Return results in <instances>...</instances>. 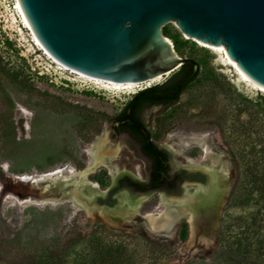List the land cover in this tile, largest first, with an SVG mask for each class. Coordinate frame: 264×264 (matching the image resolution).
Returning a JSON list of instances; mask_svg holds the SVG:
<instances>
[{
  "label": "rangeland",
  "instance_id": "rangeland-1",
  "mask_svg": "<svg viewBox=\"0 0 264 264\" xmlns=\"http://www.w3.org/2000/svg\"><path fill=\"white\" fill-rule=\"evenodd\" d=\"M15 7L13 0H0V264H21L25 255L47 248H68L71 257L81 239L94 235L131 243V249L147 246L145 264H237L238 242L264 253V93L239 80L221 53L182 34L188 42L179 56L203 58L206 67L178 102L144 115L153 118L148 125L155 144L171 150V173L196 163L206 166L205 149L227 171L215 235L204 242L201 227L192 234L183 221L162 230V193L142 197L137 212L128 219L124 213L120 223L104 220L94 209L88 214L71 201L43 202L44 183L35 185V178L56 170L84 171L98 139L108 143L101 154L115 157L87 182L101 192L138 194L120 178L140 175L146 181L148 164L133 141L115 133L112 119L134 94L164 81L133 93L75 81L56 71L34 45ZM165 28L179 32L175 25ZM166 196L172 202L183 199ZM250 254L243 262L251 261Z\"/></svg>",
  "mask_w": 264,
  "mask_h": 264
},
{
  "label": "water",
  "instance_id": "water-1",
  "mask_svg": "<svg viewBox=\"0 0 264 264\" xmlns=\"http://www.w3.org/2000/svg\"><path fill=\"white\" fill-rule=\"evenodd\" d=\"M13 2L53 68L75 81L118 86L159 82L165 81L181 65L190 64L192 72L179 82L175 90L156 93L163 96L177 94L181 86L198 73L199 65L176 53L173 44L162 32L168 24L175 25L186 39L194 40L200 46L222 50L252 83L264 88V0ZM145 93L143 90L140 95ZM138 97L125 110L126 121L136 128L138 126L130 117V107ZM140 132L147 137L148 143L146 129L140 128ZM99 146L105 149L108 143L103 142ZM100 165H88L82 171L83 177L87 179ZM186 168L199 175L200 184L192 187L198 186L200 196L207 197L208 171L200 166ZM57 182V188L61 189L55 195L83 209L88 207L111 212L118 207L135 206V210L126 209L127 219L137 212L138 200L148 196L145 194L135 199L137 195L127 194V202L124 203L126 194L114 195L111 189L101 192L98 187L84 183L83 186L78 184L77 188L82 187L79 192L73 184L63 187L58 179ZM185 188L179 191L182 196L188 195L191 204L196 197L189 192L194 188L188 187V191ZM88 194L92 196L88 197ZM71 195L76 199L74 202ZM221 205L215 210L214 235L218 229ZM203 212L194 211L193 219L197 221L205 215ZM110 218L120 223L116 217Z\"/></svg>",
  "mask_w": 264,
  "mask_h": 264
},
{
  "label": "bare ground",
  "instance_id": "bare-ground-1",
  "mask_svg": "<svg viewBox=\"0 0 264 264\" xmlns=\"http://www.w3.org/2000/svg\"><path fill=\"white\" fill-rule=\"evenodd\" d=\"M18 13V16L22 22V26H24L29 32L30 35L32 37V41L34 43V45L36 47H38V49H40L41 51L42 48L39 45L38 41L36 40L35 36L33 35L32 31L30 30L29 26L27 25L26 21L24 20V18L22 17L21 13L19 12L18 8L15 7ZM207 49L216 51L218 53L222 54L223 60L226 63V65H228L229 67H231L234 72L236 73V75L239 77V80L245 82L249 87H251L252 89L258 91V92H262L264 93V88H262L261 86L252 83L231 61L230 59L222 52V50L219 49H214V48H209V47H205ZM44 53V51H43ZM45 55V53H44ZM152 83L154 82H149V83H139V84H129V85H108V84H99V83H93V84H97L99 86H101L104 89H110V90H127L131 93H133L135 90H138L140 88H142L143 86H150ZM104 141H102V139H98L96 141V143L93 144V146H91L90 149V165H95L97 164H101V165H105V163L107 162H111L114 157L115 154H110L107 156H104L102 153V151H104L105 149H101L99 144H103ZM99 143V144H98ZM205 149V148H204ZM205 161L207 163L206 166H201L200 163L196 165H192L189 167H193V166H200L203 167L206 171H208V189H207V193L208 196L207 197H202L200 196V188L198 187L197 189H195V192L193 190H191L189 192V194H193L196 198L194 199V201L190 204V199L187 196H182L181 201L178 202H172V200L167 197H165L164 194H161V201H162V205L166 208L164 215V219L161 223V229L162 230H166L168 226H172L174 224H177L179 222H185L189 225V227L191 228V233H195L196 232V227L199 225L201 227V233H202V237H205V239L203 240L204 242L207 240L209 241V238H211L212 233H213V226H214V222L215 219L217 217V214L215 212L216 207L221 205L223 203V197L226 194L227 191V171H225L224 167L218 164L216 162L211 161L210 156L208 154L207 149H205ZM211 172V173H210ZM113 175V174H112ZM84 174L82 172H69L68 170H56L54 172H51L49 174L46 175H42L39 177H36L34 180V184H38V183H44V187L42 188V201L45 203H58L62 200V198L59 195H55V190L58 192L59 189L61 188H57V183H55V181H53V179H55L57 181V179L62 183L61 185L63 187L65 186H69V185H74L76 188L78 186V184H81L80 186H83L84 183H88L90 186L92 187H97L95 184H93L92 182L88 181L87 179H85V177H83ZM212 177V178H211ZM83 178V179H82ZM80 182V183H79ZM48 183V185H46ZM56 184L55 187H51L49 186L50 184ZM82 187L77 188V191H81ZM189 189H185V191H188ZM194 192V193H193ZM57 194V193H56ZM71 194V193H70ZM63 195V194H62ZM73 195V194H72ZM71 195V200L72 202H74V200H76L73 196ZM63 197V196H62ZM127 197V196H126ZM124 197V203L127 202V198ZM198 197V198H197ZM179 200V199H178ZM142 198H140V200L138 201V205L141 203ZM137 205V206H138ZM127 208L133 209L135 210V206H130ZM126 207H118L116 208L114 211H104L102 209H94V211L100 214V217L103 218L104 220L110 222V223H114L115 221L111 220L110 216L116 217L120 222H122V215L124 213L127 212ZM84 210L87 211L88 214L91 213L92 209L90 208H85ZM204 211L203 213H205V215H203L201 218H199L197 221H195L193 219V214L194 211ZM99 216V215H98ZM198 216V215H197ZM149 219H151V216L148 217ZM145 219H147V217H145ZM156 219V218H155ZM124 222V221H123ZM117 223V222H115ZM211 235V236H210ZM206 241V242H207Z\"/></svg>",
  "mask_w": 264,
  "mask_h": 264
},
{
  "label": "trees",
  "instance_id": "trees-1",
  "mask_svg": "<svg viewBox=\"0 0 264 264\" xmlns=\"http://www.w3.org/2000/svg\"><path fill=\"white\" fill-rule=\"evenodd\" d=\"M162 32L165 37L171 40L174 50L180 55L188 40H184L181 37V33L178 31L174 34L170 33L166 30L165 26L162 28ZM188 59H192L199 65L198 73L191 80L184 83L180 91L175 95L163 96L156 93H167L175 90L179 82L192 72V65L183 64L176 71L171 73L161 84L144 89L148 94H142L140 99L131 107L130 117L134 123H140V113L144 107L151 104H168L170 107L178 102L181 94L197 81L200 69L206 67L207 61L203 58L193 59L189 57ZM209 74H212V72H205V75L209 76ZM120 118L125 121L124 111L120 114ZM140 136L141 135H138L137 137L140 138ZM97 182L101 186L105 185L102 179L97 178ZM102 232H104V229ZM185 235L186 232L184 230L181 238L185 239ZM130 244L131 243L128 242L106 240L104 237L102 238L101 236L94 235L87 239H81L78 250H74L71 257L68 255V248L64 251H59V249L50 250L47 248L37 253V255H25V257L22 258L21 264H145V249H148L147 246L138 243V245H136L138 248H132V250ZM148 244L153 246L152 242ZM235 253H237V255L239 254L240 259L237 264H264V253L260 254L259 249H254L247 243L243 245L238 242L235 247ZM250 253L253 255V258L250 259L251 261H249V263L243 262L248 255H251ZM140 254L143 255L141 256Z\"/></svg>",
  "mask_w": 264,
  "mask_h": 264
},
{
  "label": "flooded vegetation",
  "instance_id": "flooded-vegetation-1",
  "mask_svg": "<svg viewBox=\"0 0 264 264\" xmlns=\"http://www.w3.org/2000/svg\"><path fill=\"white\" fill-rule=\"evenodd\" d=\"M140 94L141 92L134 94L131 99L126 103L124 108L121 109V111L113 117V129L117 135L122 134L137 145L140 156L148 164L149 173L146 181H142L141 177H139L140 175H137L138 177L136 175L133 177L127 174H124L123 176L121 175L122 177L120 178V180L122 179V181L120 182V184L126 183L134 187V190H139V193L135 194L137 196H143L145 194L150 195L152 193H162L165 195V197H167L166 195H172L173 197H176V199H179L182 197L183 194L179 191V189H182L183 187L192 188V185L196 186L197 183L194 184V181L200 182L198 180L199 175L189 172V170L186 168L187 166H185L180 171H175L171 173V161L169 159L170 152L164 148L158 147L151 138L148 123H150L153 118L149 120L150 116L148 115V117L146 118L144 114L148 112L151 113L152 109L154 108L169 107L168 104H151L144 107L140 113V123H134L136 126H138V128L132 126L126 121V108L136 96L139 97L137 100L134 101V103L138 101L142 96ZM146 94H148V92H146L145 95ZM123 111L125 121L120 118V114ZM140 128L146 129L149 138L148 143H146L147 137L140 132ZM138 135H141L140 138L137 137Z\"/></svg>",
  "mask_w": 264,
  "mask_h": 264
}]
</instances>
